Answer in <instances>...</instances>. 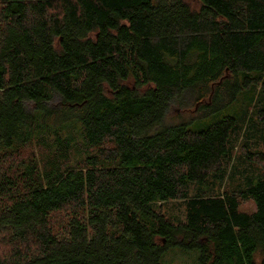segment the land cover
I'll return each mask as SVG.
<instances>
[{
  "label": "trees",
  "instance_id": "trees-1",
  "mask_svg": "<svg viewBox=\"0 0 264 264\" xmlns=\"http://www.w3.org/2000/svg\"><path fill=\"white\" fill-rule=\"evenodd\" d=\"M244 89L263 95L237 129L169 116ZM262 121L264 0H0V264H264ZM229 170L244 188L215 193Z\"/></svg>",
  "mask_w": 264,
  "mask_h": 264
},
{
  "label": "rangeland",
  "instance_id": "rangeland-1",
  "mask_svg": "<svg viewBox=\"0 0 264 264\" xmlns=\"http://www.w3.org/2000/svg\"><path fill=\"white\" fill-rule=\"evenodd\" d=\"M261 95H263V92L259 89H244L237 94L236 99L231 102V104L219 105L212 112L204 115L201 114L200 109H196V103L193 104L191 101L188 103H186V101V104L183 105L174 103L170 109L169 116L173 115L175 121L187 122V127L190 129L199 130L206 128L225 115H232L237 119V127H235V129H237L245 116L251 115L254 117L256 107L261 104ZM260 123L264 124V121ZM245 135L246 134L243 133L242 137L239 135L235 140V146L233 147L234 164L236 162V169L241 172V176L254 177L259 175L262 171L256 163L245 159H243L245 162L240 160V158H243L241 156L243 150L242 146L243 143H248L250 141V143L256 145L255 148L259 147L260 149L261 146L263 147V144L258 140L256 135L250 136L248 139L245 138ZM249 148L253 149L251 147ZM230 170L225 174V179L223 178L222 182L216 179L213 183L215 193H222L224 190L228 191L234 186H236L235 188H244L243 186H245V184L241 181V178H237V180L233 182L231 181ZM212 180L215 179L211 177L205 183L191 182L189 184V197H194L197 191H205L208 183L213 182ZM164 207L166 208L167 217L171 218L173 221L176 222L177 217H183V202L180 200L169 201L165 203ZM241 209L250 212L255 209V206L254 203L249 200L241 204ZM196 259V252H184L172 249L163 254L161 264H196Z\"/></svg>",
  "mask_w": 264,
  "mask_h": 264
}]
</instances>
